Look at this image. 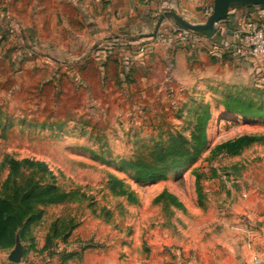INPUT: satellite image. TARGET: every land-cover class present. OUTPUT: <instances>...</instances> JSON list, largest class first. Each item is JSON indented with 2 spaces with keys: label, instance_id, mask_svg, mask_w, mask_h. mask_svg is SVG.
<instances>
[{
  "label": "rangeland",
  "instance_id": "1",
  "mask_svg": "<svg viewBox=\"0 0 264 264\" xmlns=\"http://www.w3.org/2000/svg\"><path fill=\"white\" fill-rule=\"evenodd\" d=\"M3 13L0 199L14 206L17 193L31 190L66 197L33 204L37 219L18 230L13 247H0V264H204L205 249H213L203 244L214 233V207L228 206L233 193L244 199L245 193L264 195V114L243 116L224 105L237 99L264 111V69L236 62L216 66L223 76L216 81L197 70L191 79L169 72L170 82L150 91L134 85L126 60L120 82L98 85L82 71L88 57L112 48L96 47L90 54L88 49L84 60L56 55L63 62L55 63L39 36ZM179 27L178 39L186 30ZM67 39L56 43H70ZM213 54L228 61L236 57ZM205 109L208 146L195 161L165 174L129 167L139 160L155 162L173 139L192 141ZM244 135L261 140L237 155H215L217 145ZM111 177L124 183L126 194L111 189ZM6 226L1 213L0 236ZM17 243L23 254L14 262L10 255Z\"/></svg>",
  "mask_w": 264,
  "mask_h": 264
},
{
  "label": "crops",
  "instance_id": "2",
  "mask_svg": "<svg viewBox=\"0 0 264 264\" xmlns=\"http://www.w3.org/2000/svg\"><path fill=\"white\" fill-rule=\"evenodd\" d=\"M214 2L0 0V10L3 16L20 21L23 30L39 36L41 47L54 52V56H46L55 63L63 62L56 55L71 53L84 60L88 57V49L90 54L96 47L112 48L114 51L101 52L100 57L87 58L88 63L82 71L87 80L92 77L98 85L104 82L114 87L120 82L119 67L129 60L125 63H132L134 85L143 84L155 91L170 82L169 72L172 77L191 79L192 70H197L201 76L216 81L223 78L216 66L236 62L246 69L253 66L264 69V57L254 58L245 39L250 22L264 26L262 6L231 8L227 19L218 23L210 35L194 34L188 44L179 42L180 27L174 18L166 16L161 21L165 14L174 12L192 24H203L209 17L205 11H212ZM58 38H70L71 42L56 43ZM218 51H228L236 57L228 61L210 56ZM253 58L259 62H254ZM243 196L245 199L233 193V201L228 206L214 207V233L212 239L203 244L205 248L212 245L213 249H205L204 264H252L255 255L264 262V195L245 193Z\"/></svg>",
  "mask_w": 264,
  "mask_h": 264
},
{
  "label": "trees",
  "instance_id": "3",
  "mask_svg": "<svg viewBox=\"0 0 264 264\" xmlns=\"http://www.w3.org/2000/svg\"><path fill=\"white\" fill-rule=\"evenodd\" d=\"M200 34L201 33H196ZM211 32L207 33L210 35ZM225 108L227 112L240 114L243 116H260L264 114L262 109H255L253 106H248L237 99H229L225 102ZM210 118V114L207 109L204 110L202 116L199 119L195 133L193 134L192 141H188L184 138H176L171 141V144L162 151L159 152V158L153 163H147L143 160L137 162H130L129 167L136 172L145 174H165L171 166H184L195 161L208 146L207 138V125ZM261 140L260 137L253 135H244L234 140H230L221 143L216 146L214 152L215 155L226 153L228 155H237L250 145L257 143ZM111 189L117 194H126L127 191L124 188V183L115 178H110ZM200 190V185H198ZM66 197L65 194L52 191V190H31L19 196L16 195L14 206L6 200L0 199V214L4 213V217L7 223L6 232L0 236V247L10 248L15 245L16 234L18 230L25 224L29 225L35 219L37 214L33 208L34 203L42 202H58L62 201ZM175 202L177 200L170 196Z\"/></svg>",
  "mask_w": 264,
  "mask_h": 264
},
{
  "label": "water",
  "instance_id": "4",
  "mask_svg": "<svg viewBox=\"0 0 264 264\" xmlns=\"http://www.w3.org/2000/svg\"><path fill=\"white\" fill-rule=\"evenodd\" d=\"M241 6L264 7V0H215L213 12L208 17L207 21L203 24H197V25L192 24L174 12H169L165 14L161 18V21H163V19L166 16L172 17L184 29L196 33L206 34L210 31H213L218 23L225 21L227 19L229 10L231 8L241 7ZM22 254H23V247L20 243H17L15 250L10 255V259L14 262H19L21 260Z\"/></svg>",
  "mask_w": 264,
  "mask_h": 264
},
{
  "label": "built area",
  "instance_id": "5",
  "mask_svg": "<svg viewBox=\"0 0 264 264\" xmlns=\"http://www.w3.org/2000/svg\"><path fill=\"white\" fill-rule=\"evenodd\" d=\"M212 11L206 10V16H210ZM218 25V24H217ZM191 38V32L182 30L179 33L181 43H186ZM246 43L254 56L264 57V26L257 22H250L246 31ZM252 264H264L263 260L255 255L252 258Z\"/></svg>",
  "mask_w": 264,
  "mask_h": 264
}]
</instances>
